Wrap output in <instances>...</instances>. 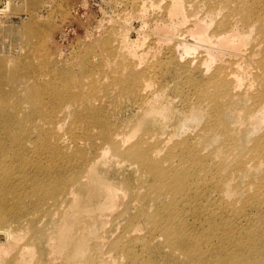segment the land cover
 <instances>
[{
	"label": "rangeland",
	"instance_id": "1",
	"mask_svg": "<svg viewBox=\"0 0 264 264\" xmlns=\"http://www.w3.org/2000/svg\"><path fill=\"white\" fill-rule=\"evenodd\" d=\"M178 1L0 0V264H206L253 227L264 242V0ZM235 10L244 44L207 65L193 19L214 40Z\"/></svg>",
	"mask_w": 264,
	"mask_h": 264
},
{
	"label": "bare ground",
	"instance_id": "2",
	"mask_svg": "<svg viewBox=\"0 0 264 264\" xmlns=\"http://www.w3.org/2000/svg\"><path fill=\"white\" fill-rule=\"evenodd\" d=\"M191 1H188V6H191ZM6 8V7H5ZM169 13L176 14L180 11H183L182 7V1L178 0H171L168 10ZM227 15V13H224ZM230 17H232V21L230 24L228 20L223 21V26L225 28V31L222 35L217 36L214 40H211L212 36L208 31V26L205 24L201 18H194L193 19V24L191 25L190 29V36L192 39H195L197 42H213L217 47L210 46L212 44H209V48L211 49L210 53L208 56L210 58L208 59L207 65L213 64L220 60V58L223 56L224 52L229 51V52H236L238 51L241 46L244 44L243 39L240 35V33L233 27V25L239 26L241 25L244 27V25L249 23V14L246 11L243 10H235L233 11V14H230L227 16V18L230 20ZM190 39V41L184 42L183 44V51L184 52H190L193 50L195 46V42ZM182 45V44H181ZM204 72V71H202ZM231 75V73H230ZM232 76L229 77H223L222 80L223 82L228 81L231 82ZM219 80V77L216 78V81ZM205 96H208L210 100H212L213 95L212 94H204ZM223 98H231L228 92H224L223 94H220L218 97L219 99ZM145 98H150V97H145ZM116 131H113L110 134V137H108L109 140L116 142L118 140V133H115ZM113 135V136H112ZM122 156L124 158H130L132 157H139L140 155L137 153H134L133 151L126 150L122 152ZM137 159V158H133ZM118 165H122L124 162L116 161ZM142 166L146 169H148L149 164L147 163L144 164L142 163ZM182 191V190H181ZM180 191V192H181ZM179 192V193H180ZM105 196L109 198L111 201H113V194L111 188H105ZM186 194V193H184ZM157 223V222H156ZM170 224V221H169ZM162 223H157V228H161L162 231L164 232L165 226H162ZM261 227H264V223L261 224ZM259 227H253L249 233H248V239L246 241H239L234 240L230 241L227 245L225 244H220L218 246H213L215 247L214 252L217 254V257L214 259L209 260L206 264H264V242L261 240L260 234L257 232V229ZM259 230V229H258ZM6 233V234H5ZM3 235L5 237L9 236L10 233L7 231ZM250 238V240H249ZM69 238L64 241L66 243L69 242ZM246 245L244 249H240L242 245ZM73 253H65V259L69 260L72 257ZM103 255V253H102ZM2 260H5V257L0 253V262Z\"/></svg>",
	"mask_w": 264,
	"mask_h": 264
}]
</instances>
